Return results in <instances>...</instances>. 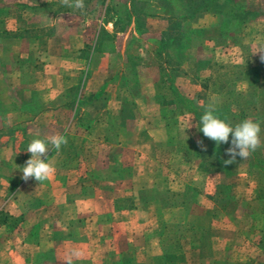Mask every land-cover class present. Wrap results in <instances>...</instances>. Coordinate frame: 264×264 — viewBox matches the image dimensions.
<instances>
[{
	"label": "rangeland",
	"instance_id": "1",
	"mask_svg": "<svg viewBox=\"0 0 264 264\" xmlns=\"http://www.w3.org/2000/svg\"><path fill=\"white\" fill-rule=\"evenodd\" d=\"M210 2L223 6L220 13L218 10L211 9ZM233 6L239 11L249 13L246 17V24L241 29L245 36H220V30L231 19V12H236ZM0 8L3 28L25 36L33 43L32 48L35 50L32 59L37 62L36 66L41 72L39 80H45L48 76L46 74L50 72V69L45 67L49 62L47 52L52 51L57 54L60 51V55L74 60L95 47L94 55L92 54L89 62L86 80H107L95 92H99L103 85L108 83L104 92H110L112 96L111 104L106 103V108L112 106V113L107 119L109 124H119V108L116 106L115 97L123 98L126 95L123 90H117L118 85L112 87L110 81L135 80L137 85H134L130 92L137 99L134 119L137 118L138 126L141 128L145 126L146 119L156 116L157 112L160 118V124L155 130V138L161 140L163 144L153 164L147 165V172L163 176L168 168L167 185L171 189L177 190L186 183L195 185L202 194L196 205H201L206 201L207 204L217 207L212 210L217 212L218 221L233 223L234 226L238 224V237L245 238L252 243V240L262 236L261 234L264 233V179L260 176L261 174L253 178L247 173V167L242 166L234 178L221 181L230 187L227 191L228 196H234L239 201L237 204L230 203L231 208L228 212L223 211L220 205L227 204L226 198L222 201L220 198L214 199L216 188L221 180L220 176L198 174L196 170L199 160L197 159L188 164H182L173 157L172 152L176 142L179 141L177 139L181 140L188 136L183 129L191 126L192 116L175 118L176 114L170 109L160 113L155 98V85L160 82L163 63L170 62L169 69L173 67L172 65L180 63L178 64L179 75L173 82L185 98L195 100L197 95L200 96L199 104L201 105L204 101L203 95L210 99V92L215 88V80L228 85L227 81L234 78L230 75L232 67L242 66L252 58L260 65L261 70L258 72L249 70L244 78L251 81L261 77L263 80L264 72L261 71L264 69V61L260 59L262 53L257 51L264 49V0H84L83 9L66 7L61 0H0ZM130 13L139 18L138 32L135 30L134 19L128 20ZM116 19L118 20L117 25L113 29ZM190 29L196 32L190 35L188 33ZM8 41H5L6 46L9 45ZM9 47L11 48V45ZM3 59L7 66L13 61L10 53L6 54ZM71 60L68 61V66H73L74 61ZM206 62L208 64H205ZM56 63L58 64L59 61ZM71 72L73 71L69 68L61 67L58 73L62 77L61 80H77L78 77L70 76ZM207 77H211L214 84L209 83V90L205 94L201 85L203 79ZM95 86H98L97 83ZM37 91L44 100L48 98L43 83L37 85ZM149 91L152 92L153 99L147 97ZM87 93L92 92L88 90ZM56 95L57 93L54 95L53 91L51 97L54 98ZM211 98H216V96L213 95ZM132 121L124 122L125 130L129 133L133 129ZM254 121L260 124L261 146L264 147V122ZM78 122L86 126L87 120ZM26 140L20 144L19 154L15 152L14 142H6L0 149V158L4 162L2 164L5 179L3 186L7 189L4 190L5 198L13 199V203L7 208L11 212L15 210V205H19L22 200L26 199L24 197L26 193L18 191L17 188L19 181L22 180L21 169L31 155L27 152ZM108 155L109 148L101 143L88 146L83 153V160L86 161V178L89 179L93 173L96 178L105 176ZM142 163L144 164L141 167L144 168L143 159ZM51 164L66 171L72 168L77 169L76 163L72 161L63 163L52 161ZM89 182L87 180L85 183L88 185ZM160 187H162L161 184ZM155 189L157 190L156 186ZM94 192V196L86 200L76 199L81 193L69 195L67 203L56 204L50 210H45L39 221L34 220L35 213H30L27 215L26 224H18V232L23 230L28 233L33 225L43 223L44 229L40 231L41 242H43L44 238V241L50 239V226L56 230H65L67 229L65 224L70 223L72 231L75 232L74 229L81 225L82 219L95 214L102 218L101 221H112L111 223L114 224L113 229L107 227L103 231V237L111 244L115 243L112 253L116 248L117 252L119 249L122 250V246L116 244L119 240L118 233L125 230V235H128V231L119 226L131 218L129 216L117 218L112 214H109V218H105L109 198L100 196L95 198L98 190ZM89 194L88 191L87 195ZM247 203L250 204L247 205ZM174 216L179 219L181 215L174 213ZM17 217L16 215L14 218ZM159 232L158 228L151 233L150 248L156 247ZM20 236L14 235L16 239ZM138 242L142 244L144 239L139 238ZM218 246L224 247V245ZM47 247L53 252L56 264H67L68 258L75 256L74 247L65 244L51 242ZM248 253L256 254L255 250H250ZM260 253L262 256L256 258L257 264H264V254L261 251ZM37 254L34 252L33 256Z\"/></svg>",
	"mask_w": 264,
	"mask_h": 264
},
{
	"label": "crops",
	"instance_id": "2",
	"mask_svg": "<svg viewBox=\"0 0 264 264\" xmlns=\"http://www.w3.org/2000/svg\"><path fill=\"white\" fill-rule=\"evenodd\" d=\"M32 46L33 43L25 36L13 39L10 48L13 61L9 66L0 67V105L6 109L0 118V149L6 142H14L15 152L19 154L20 144L26 139L29 145L35 138L47 140L52 135L61 134L67 137L68 143L63 145L58 153L54 149L49 150L47 157L43 159H48L50 163L72 161L76 163L77 169L66 171L53 165L55 173L41 183L34 178L24 181L20 176L22 180L19 181L17 188L18 191L26 193H24L26 199L15 205V210L11 212L7 208L13 203V199L5 198L7 189L3 186L5 179L2 172L4 162L0 158V213L4 212L12 217L24 216L21 224L28 222L27 215L30 213L36 212L34 220L39 221L45 210H50L56 204L67 203L69 195L81 193L82 186L89 180L85 175L86 161L83 160V153L90 144L104 142L106 128L109 125L108 115L112 113L111 105L106 108V103L112 102L111 93L95 92L107 80H61L62 77L58 73L61 67L72 70L70 73L72 78L79 77L82 72L89 70V63L84 59V54L71 60L68 56L60 55V51L57 54L47 52L49 62L45 67L49 68L50 72L46 74L48 76L45 80H39L41 72L38 71L37 62L32 59L35 50ZM90 50L91 59L93 47ZM70 60L74 61L73 66H68ZM39 83L44 84L47 93L48 98L44 101L47 104L53 102L52 107L32 115L12 106L31 104L33 92L37 90ZM95 83L98 86H95ZM88 90L92 93H87ZM53 91L54 95L57 93L54 98L51 97ZM72 94L75 95V100L69 104ZM147 94V97L153 99L152 92L149 91ZM158 114L157 112L156 116L146 119V124L142 128L138 126L135 118L131 122L133 129L128 139L111 147L105 164V173L108 179H115V183H108L105 189L98 191L95 196L109 198L105 213L117 218L119 216L131 218L127 222H122L123 226H119L128 231V235H125V230L118 233L119 240L116 244L122 246V250L119 249L117 252L116 248L112 253L115 243L111 244L103 237V231L107 227L113 229L112 221L103 222L98 215L92 214L75 228L74 241L61 242L75 249V256L68 258L67 261L86 260L91 264H154L156 259H162L165 264H257L256 258L261 255L258 248L245 238L238 237V224L234 226L233 223L218 221L217 212L212 210L217 207L207 204L206 201L186 209L171 207L165 209L161 204L158 193L170 188L167 185L168 168L163 176L147 172V165L153 164L163 144L161 140L155 138V130L160 124ZM84 119L87 120L86 126L78 122H83ZM142 159L145 161L144 168L141 167L144 164ZM115 199H130L134 208L129 211H115L113 208ZM180 210L184 217L178 221L174 213ZM220 213L223 214L221 211ZM8 222L11 220L8 219ZM65 225L67 228L68 223ZM158 228L160 232L156 247L150 248L151 233ZM18 231L19 225L12 232L0 225V264H34L27 261L29 254L31 258L34 253V248L25 240L27 231ZM16 234L21 235L20 240L14 237ZM203 234L207 237L202 240ZM139 238L144 239V243L139 244ZM205 241L213 243L210 255L201 248ZM249 249L255 250L256 254L248 253Z\"/></svg>",
	"mask_w": 264,
	"mask_h": 264
},
{
	"label": "trees",
	"instance_id": "3",
	"mask_svg": "<svg viewBox=\"0 0 264 264\" xmlns=\"http://www.w3.org/2000/svg\"><path fill=\"white\" fill-rule=\"evenodd\" d=\"M210 4L212 5L211 9L213 11L218 10L219 13L220 9L223 8L221 4H212V2H210ZM235 8L236 7L233 6V9L236 10V12H231L230 21L222 28V30H220V36H245V34H242L241 29L246 24V17L249 15V13L245 11H239V9ZM131 18L134 19L133 23L135 24V30L138 32V26L140 24L139 18H136L130 13V15H128V20ZM117 21V19L114 21L113 29L116 28ZM3 24L4 23L0 18V67L6 65L3 58L6 54L10 53V42L12 43L13 39L15 38L22 37L19 34H15L14 31L3 28ZM195 32L196 31L190 29L188 33L192 35ZM6 40H9V45L7 46L5 43ZM93 52H95V47H93L92 53ZM90 54L91 50L87 54H84V59L88 63L90 60ZM169 63L170 62L163 63L164 67L162 68L160 82L155 85V98L159 106L160 113L170 109L174 112V114H176L175 118H180L186 115L192 116L191 126L183 129L188 133V136L181 140L177 139L179 141L176 142V146L174 147L172 155L177 159V161H179V163L181 162L182 164H188L192 160L196 159L199 160L196 170L198 174L220 176L221 180L216 188V195L214 199L218 200L220 198L222 201L226 198L227 204L220 206L223 211L228 212L231 208L230 203L234 202L237 204L239 201L234 196H228L227 191L230 187L226 186L221 181L234 178L236 175H238L240 167L242 166L247 167L246 171L251 177L257 178L258 175L261 174L260 176L264 179V147L261 146L256 151L252 152V154L246 159L241 160L239 157H237L235 163L231 165H225L224 160L230 158L226 155V149L230 147L231 136L229 138L228 144H220L217 146L215 141L206 138L202 131H200V127L202 126L200 120L208 106L212 105L215 108L214 114L232 126H235L248 118L264 122V79L261 80L260 77L250 81L244 78L246 76V72L249 70H255L257 72L261 70L260 65L255 63V59L252 58L242 66H233L232 73H230V75H233L234 78H230V80L227 81L228 85L225 83L221 84L222 82H220V80H215V78L214 80L216 83L214 84V81H212L213 79L211 77L203 79L204 81L201 85V88L205 94L206 91L208 92L209 90L210 82L214 84L215 88L210 92V99L206 95H203L204 101L203 104L200 105V96L197 95L195 100H189L179 93L173 80L179 75L178 64L180 63L172 65L173 67L170 69L168 68L170 66ZM205 64L208 63L206 62ZM261 72H264V69H262ZM87 76L88 71L82 72V75L79 76L77 80H86ZM110 83L112 87L118 85L117 90H123L126 95L123 98H119L118 96L115 97V100L117 101L116 106L119 108L118 116L120 118V122L119 124L107 125V134L102 144L107 146L109 150L112 146L119 144L122 140L126 139L130 135V133L125 130L126 128L124 127V122L126 120L132 121L134 119V110L137 100L130 92L133 86L137 85L135 80H111ZM238 85H241L242 87ZM106 86H108V83L103 85V87L99 90V93H103ZM73 95L74 94L71 95V101H68L69 104L75 100V95ZM213 95L216 96V98H211ZM51 104L53 105L54 103L48 102L47 104V102L41 98L40 93L36 90L33 92V100L31 104H18L17 106H12L35 115L45 111L48 107H52ZM0 109L2 112L5 111V108H3L1 105ZM1 111L0 118L2 113ZM124 132L126 133L123 134ZM198 142H202L204 147H202ZM89 181L90 182L88 185L85 184L82 186L81 194L76 199L86 200L91 198L94 196L95 190L102 191L105 189V186L108 183H115V179L110 181L106 173L102 178H96L95 174L93 173L89 177ZM88 191L90 192L89 195H87ZM201 195L202 194L200 190L195 185L186 183L177 190H171L169 188L164 192L158 193V198L165 209L167 207L186 209L191 205L197 204ZM249 204L250 203H247V205ZM113 208L115 211H129L134 208V205L130 199H115L113 201ZM176 213H180L181 216L178 219V221H180V219L184 217V213L181 210ZM35 214L37 213L35 212ZM106 215L107 216L105 218H109V213ZM8 219L11 220L10 223L8 222ZM24 219L25 218L22 215L14 218L4 212L0 213V225L5 226L9 232H12L19 223L24 221ZM43 229V223H36L31 227L27 235H25V240H27L28 244L32 246L34 250H36L34 252L38 253L36 256H32L31 258V255L29 254L27 261L34 264H56L55 256L52 251L47 249V245L51 242L56 244L63 241H74L75 232L72 231L70 223H68V227L65 230H56L53 228V226H50V239H46L44 241V238L43 242H41L42 237L40 236V231ZM206 234L201 235L203 236L201 238L202 240L203 238L207 237H205ZM261 235L262 236L256 240H252V244L259 248V250L264 254V233ZM212 245V241H208L204 245H201V248L204 250V252H206V254L210 255L213 249ZM67 264H69V262ZM70 264L91 263L90 261L86 260H72L70 261ZM154 264L165 263L162 262V259H156Z\"/></svg>",
	"mask_w": 264,
	"mask_h": 264
},
{
	"label": "clouds",
	"instance_id": "4",
	"mask_svg": "<svg viewBox=\"0 0 264 264\" xmlns=\"http://www.w3.org/2000/svg\"><path fill=\"white\" fill-rule=\"evenodd\" d=\"M61 3L69 8L83 9L84 7V0H61ZM257 52L262 53L260 59L264 61V49ZM214 113V106L209 105L201 117L200 131L206 138L215 141L217 146L228 144L231 136L230 147L226 149V155L230 158L224 160L225 165L235 163L237 157L241 160L246 159L252 152L261 147V128L258 122L248 118L232 126ZM67 143V137L61 134L52 135L47 140L33 139L27 147V152L31 154V158L25 162V166L21 169L22 179L28 181L30 178H34L39 183L49 179L55 173V168L48 162V159L43 158L47 157L49 150L54 149L58 153L61 147ZM198 143L204 147L202 142Z\"/></svg>",
	"mask_w": 264,
	"mask_h": 264
}]
</instances>
